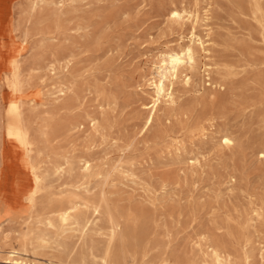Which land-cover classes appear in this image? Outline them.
Segmentation results:
<instances>
[{
	"label": "rangeland",
	"instance_id": "rangeland-1",
	"mask_svg": "<svg viewBox=\"0 0 264 264\" xmlns=\"http://www.w3.org/2000/svg\"><path fill=\"white\" fill-rule=\"evenodd\" d=\"M0 264H264V0H0Z\"/></svg>",
	"mask_w": 264,
	"mask_h": 264
},
{
	"label": "bare ground",
	"instance_id": "bare-ground-1",
	"mask_svg": "<svg viewBox=\"0 0 264 264\" xmlns=\"http://www.w3.org/2000/svg\"><path fill=\"white\" fill-rule=\"evenodd\" d=\"M170 15L173 18H176L177 20H182L185 17L187 21H190L192 23V25L196 24L197 19H198L197 14L178 12L175 10L172 11ZM196 41H199V40H197V37L192 33L191 42L195 43ZM191 53H192L191 49L187 48L181 51L170 50L164 56H162L158 65L155 66L153 69L154 81L152 82V85L155 91L154 93L156 94L155 98L157 97L156 100H158L159 97H161L165 93L166 81L169 80L172 76H175L177 74L179 67L184 63V60L186 58L189 61L191 60ZM19 117L20 115H18V112H17L16 102H11L8 105L7 111H6V118H7L6 134L8 138L11 140V142H14L18 146L24 148L27 145V141H26L25 132L20 127ZM229 142H230L229 140L225 139V143H229ZM70 218H71L70 210L67 209L59 213L57 220L62 228H67L70 226ZM44 227L47 229L52 228L53 227L52 222L48 220L44 224ZM31 235H33L32 229H30L29 227H26L24 231V239H27L28 236H31ZM44 235H45L44 232L39 230L36 236L38 239L42 240L44 238ZM113 236H114V232L112 231V237L109 241V244L107 245L105 249V255H107V253L110 251V245H111Z\"/></svg>",
	"mask_w": 264,
	"mask_h": 264
}]
</instances>
